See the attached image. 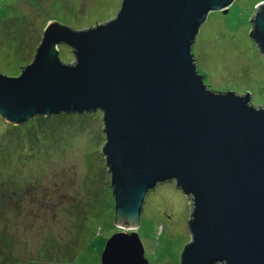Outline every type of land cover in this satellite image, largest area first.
<instances>
[{"label": "water", "instance_id": "water-1", "mask_svg": "<svg viewBox=\"0 0 264 264\" xmlns=\"http://www.w3.org/2000/svg\"><path fill=\"white\" fill-rule=\"evenodd\" d=\"M235 1L122 0L86 31L52 22L21 76L0 73L10 125L102 112L115 224L132 233L111 237L101 264H149L136 231L148 194L166 183L191 201L181 264H264V105L209 89L193 53L209 14ZM250 22L264 58V2Z\"/></svg>", "mask_w": 264, "mask_h": 264}, {"label": "rangeland", "instance_id": "rangeland-1", "mask_svg": "<svg viewBox=\"0 0 264 264\" xmlns=\"http://www.w3.org/2000/svg\"><path fill=\"white\" fill-rule=\"evenodd\" d=\"M236 0L212 12L193 47L205 84L215 92L252 95L264 105V58L250 32L258 4ZM122 0H0V73L30 66L49 24L86 31L113 20ZM60 59L74 61L60 46ZM26 67V68H21ZM23 70V71H22ZM102 112L31 119L0 118V264H101L116 227L111 179L102 150ZM191 201L175 183L145 201L136 231L149 264H181L191 242Z\"/></svg>", "mask_w": 264, "mask_h": 264}, {"label": "trees", "instance_id": "trees-1", "mask_svg": "<svg viewBox=\"0 0 264 264\" xmlns=\"http://www.w3.org/2000/svg\"><path fill=\"white\" fill-rule=\"evenodd\" d=\"M230 11V10H229ZM11 77H14V75H11Z\"/></svg>", "mask_w": 264, "mask_h": 264}, {"label": "clouds", "instance_id": "clouds-1", "mask_svg": "<svg viewBox=\"0 0 264 264\" xmlns=\"http://www.w3.org/2000/svg\"><path fill=\"white\" fill-rule=\"evenodd\" d=\"M59 51H60V49H59Z\"/></svg>", "mask_w": 264, "mask_h": 264}]
</instances>
